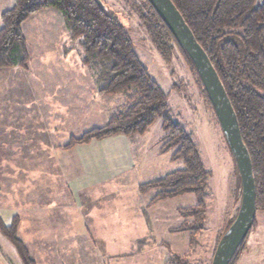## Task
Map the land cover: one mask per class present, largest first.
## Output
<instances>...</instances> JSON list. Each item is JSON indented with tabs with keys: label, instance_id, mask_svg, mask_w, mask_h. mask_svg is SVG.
Wrapping results in <instances>:
<instances>
[{
	"label": "rangeland",
	"instance_id": "rangeland-1",
	"mask_svg": "<svg viewBox=\"0 0 264 264\" xmlns=\"http://www.w3.org/2000/svg\"><path fill=\"white\" fill-rule=\"evenodd\" d=\"M133 1L106 0L129 27L141 62L168 94L165 115L144 133L62 148L72 136L104 125L124 97L98 92L96 71L82 63L79 41L55 9L23 23L27 67L0 75L2 85L11 84L0 98V216L9 223L17 215V234L36 264H179L175 255L209 264L218 233L239 207L240 177L194 70L178 50L169 61L162 59L131 11ZM12 3L0 0V9ZM165 117L190 135L212 172L198 231L191 216L180 214L196 204L194 193L152 204L157 188L139 193L140 184L182 166L171 160V150L159 152ZM246 247L235 264H264L263 211L256 212ZM0 264H21L1 232Z\"/></svg>",
	"mask_w": 264,
	"mask_h": 264
},
{
	"label": "trees",
	"instance_id": "trees-1",
	"mask_svg": "<svg viewBox=\"0 0 264 264\" xmlns=\"http://www.w3.org/2000/svg\"><path fill=\"white\" fill-rule=\"evenodd\" d=\"M172 2L208 54L224 85L250 154L256 188V212H264V0ZM128 5L164 61H169L176 50L185 56L196 74L205 101L219 123L194 64L155 9L148 0H135L128 2ZM46 9H55L60 13L69 35L79 41L82 63L97 73L98 92L103 96L121 94L124 97L122 107L112 113L104 125L72 136L62 148L68 149L114 135L130 137L142 134L158 117L165 115L168 94L141 62L129 27L106 0H13L11 7L0 14V72L11 67H27L30 52L22 25ZM163 127L166 133L161 139L163 147L160 152L171 150V160H181L182 166L140 184L139 193L145 194L149 188H157L149 202L151 204L194 193L196 204L180 210V214L191 216L196 221L193 229L198 231L202 228L206 208L203 195L212 172L204 166L195 143L181 125L165 117ZM3 155L0 144V164ZM237 210L218 233L212 256ZM17 228V215H13L9 223H5L0 216V232L15 249L21 264H36L18 236ZM184 229L183 226L176 230ZM249 233L229 264H235L245 250ZM175 258L179 264H191L180 260L177 255Z\"/></svg>",
	"mask_w": 264,
	"mask_h": 264
},
{
	"label": "water",
	"instance_id": "water-1",
	"mask_svg": "<svg viewBox=\"0 0 264 264\" xmlns=\"http://www.w3.org/2000/svg\"><path fill=\"white\" fill-rule=\"evenodd\" d=\"M262 1V0H259ZM191 59L204 86L234 158L241 183L240 204L234 220L219 239L210 264H229L249 233L256 215L252 162L227 92L208 54L196 40L172 0H148Z\"/></svg>",
	"mask_w": 264,
	"mask_h": 264
},
{
	"label": "crops",
	"instance_id": "crops-1",
	"mask_svg": "<svg viewBox=\"0 0 264 264\" xmlns=\"http://www.w3.org/2000/svg\"><path fill=\"white\" fill-rule=\"evenodd\" d=\"M12 2H13V0H12ZM2 11H4L3 9H0V14H1V12ZM0 26H1V20H0ZM15 69V68H14ZM0 75L1 76H8L9 75V72H3V70L0 72ZM1 79V78H0ZM0 89H1V93H0V98H2V93L5 91L6 92V89H8V88H10V87H7V86H11V84L9 83V82H7L5 85L3 84L2 85V82L0 83ZM8 92V91H7ZM36 96H40V95H38V94H36ZM110 138H116V139H119V138H122V135H114V136H109L108 138L106 137V138H104L102 141H107V139H110ZM122 139H124V138H122ZM160 152V151H159ZM136 195H139V194H136ZM139 197H140V195H139ZM135 199H136V197H135ZM137 200V199H136ZM90 226H91V228H89L90 229V231L91 232H95L94 231V227H93V223L92 224H90ZM247 248V247H246ZM246 248H245V250H246Z\"/></svg>",
	"mask_w": 264,
	"mask_h": 264
}]
</instances>
